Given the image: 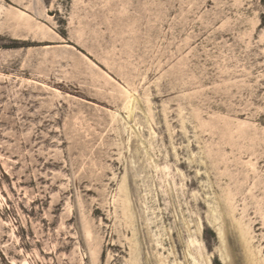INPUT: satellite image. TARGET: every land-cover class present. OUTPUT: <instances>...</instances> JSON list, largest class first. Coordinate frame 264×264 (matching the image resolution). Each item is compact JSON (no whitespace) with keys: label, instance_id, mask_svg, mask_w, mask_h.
I'll return each instance as SVG.
<instances>
[{"label":"rangeland","instance_id":"374dc122","mask_svg":"<svg viewBox=\"0 0 264 264\" xmlns=\"http://www.w3.org/2000/svg\"><path fill=\"white\" fill-rule=\"evenodd\" d=\"M0 264H264V0H0Z\"/></svg>","mask_w":264,"mask_h":264}]
</instances>
